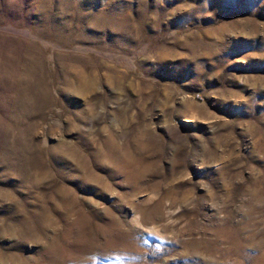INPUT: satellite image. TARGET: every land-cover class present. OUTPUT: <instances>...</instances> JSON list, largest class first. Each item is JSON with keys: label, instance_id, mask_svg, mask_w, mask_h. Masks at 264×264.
I'll return each instance as SVG.
<instances>
[{"label": "rangeland", "instance_id": "rangeland-1", "mask_svg": "<svg viewBox=\"0 0 264 264\" xmlns=\"http://www.w3.org/2000/svg\"><path fill=\"white\" fill-rule=\"evenodd\" d=\"M0 264H264V0H0Z\"/></svg>", "mask_w": 264, "mask_h": 264}, {"label": "bare ground", "instance_id": "bare-ground-1", "mask_svg": "<svg viewBox=\"0 0 264 264\" xmlns=\"http://www.w3.org/2000/svg\"><path fill=\"white\" fill-rule=\"evenodd\" d=\"M84 86V88H89V86H87L86 84L85 85H83ZM83 88V87H82Z\"/></svg>", "mask_w": 264, "mask_h": 264}]
</instances>
